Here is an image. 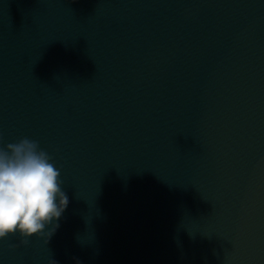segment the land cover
Segmentation results:
<instances>
[{
	"label": "water",
	"instance_id": "water-1",
	"mask_svg": "<svg viewBox=\"0 0 264 264\" xmlns=\"http://www.w3.org/2000/svg\"><path fill=\"white\" fill-rule=\"evenodd\" d=\"M23 138L69 202L0 264H264V0H0Z\"/></svg>",
	"mask_w": 264,
	"mask_h": 264
},
{
	"label": "clouds",
	"instance_id": "clouds-1",
	"mask_svg": "<svg viewBox=\"0 0 264 264\" xmlns=\"http://www.w3.org/2000/svg\"><path fill=\"white\" fill-rule=\"evenodd\" d=\"M51 161L38 142L28 138L0 148V240L18 234L21 244L33 235L47 242L59 227L54 222L69 201L60 170ZM50 224L52 228L45 231Z\"/></svg>",
	"mask_w": 264,
	"mask_h": 264
}]
</instances>
